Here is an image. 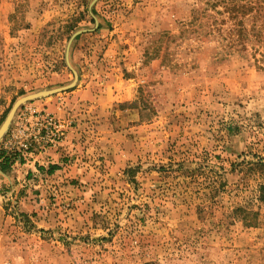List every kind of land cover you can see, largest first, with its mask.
<instances>
[{"label": "rangeland", "instance_id": "obj_1", "mask_svg": "<svg viewBox=\"0 0 264 264\" xmlns=\"http://www.w3.org/2000/svg\"><path fill=\"white\" fill-rule=\"evenodd\" d=\"M246 5L0 0V126L48 91L0 145L33 112L65 122L0 176V264H264V64L237 33Z\"/></svg>", "mask_w": 264, "mask_h": 264}, {"label": "trees", "instance_id": "obj_2", "mask_svg": "<svg viewBox=\"0 0 264 264\" xmlns=\"http://www.w3.org/2000/svg\"><path fill=\"white\" fill-rule=\"evenodd\" d=\"M248 5H246V12L243 13L250 16L251 25L248 29H245L241 24V19L239 18L237 24H240V27L237 29V33L239 36L243 35H251L253 40L257 42V46L253 47L254 52L259 54V57L256 59L264 64V0H247ZM245 5L234 6L233 9L236 10L234 13V17L238 18V13L243 9ZM19 158L22 162V157H18V154L15 151H7L3 149L0 145V171L8 172L14 163L15 159ZM261 163V162H260ZM259 163V164H260ZM260 165H264L261 163ZM42 169V167H39ZM57 168L56 165H49L46 170L48 173H52ZM259 189H264V185L260 184ZM260 200H264V194L259 195ZM235 216L240 218L241 220H246V225H251V219H247L246 216L249 215V212L241 209L235 208L234 210Z\"/></svg>", "mask_w": 264, "mask_h": 264}, {"label": "built area", "instance_id": "obj_3", "mask_svg": "<svg viewBox=\"0 0 264 264\" xmlns=\"http://www.w3.org/2000/svg\"><path fill=\"white\" fill-rule=\"evenodd\" d=\"M33 118L28 126L22 129V135L18 141L11 142L14 137L6 142L4 148L15 151L20 156L30 154L37 149H43L46 145L59 144L65 130V122L50 113H32Z\"/></svg>", "mask_w": 264, "mask_h": 264}, {"label": "water", "instance_id": "obj_4", "mask_svg": "<svg viewBox=\"0 0 264 264\" xmlns=\"http://www.w3.org/2000/svg\"><path fill=\"white\" fill-rule=\"evenodd\" d=\"M48 91H40L31 95L24 96L17 100L15 104L13 105L12 109L10 110L9 114L7 115L6 119L4 120L3 124L0 126V140L3 137V135L6 133L7 128L9 126V123L12 119V116L14 114L15 109L19 104L24 103L26 100L31 99L32 97H39V96H45L47 95Z\"/></svg>", "mask_w": 264, "mask_h": 264}, {"label": "crops", "instance_id": "obj_5", "mask_svg": "<svg viewBox=\"0 0 264 264\" xmlns=\"http://www.w3.org/2000/svg\"><path fill=\"white\" fill-rule=\"evenodd\" d=\"M49 110V109H48ZM53 110L54 111H51V112H53V113H56V115H59V114H61V111H62V109L59 107V106H57V107H53ZM45 153V152H44ZM41 156V154L40 155H37V154H35L34 156H33V160L32 161H34L37 157H40ZM31 157V155L28 157V158H30ZM28 161H30L29 159H28ZM17 164H15V166H16ZM26 166V168H28V169H30L31 168V164H27V165H25ZM0 176L2 177V178H5V176H6V174L4 173V172H1L0 171Z\"/></svg>", "mask_w": 264, "mask_h": 264}]
</instances>
